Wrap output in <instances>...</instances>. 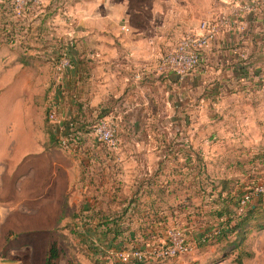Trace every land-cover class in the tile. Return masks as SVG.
<instances>
[{
	"label": "crops",
	"instance_id": "obj_1",
	"mask_svg": "<svg viewBox=\"0 0 264 264\" xmlns=\"http://www.w3.org/2000/svg\"><path fill=\"white\" fill-rule=\"evenodd\" d=\"M237 2L66 0L70 39L63 50L72 65L63 78L64 96L57 94L56 108L63 123L68 121L76 129L75 137L70 134L71 149L62 155L57 151L38 154L43 147L31 140L38 124H33L32 112L24 108L19 85L0 93V102L12 93L19 102L15 111L2 116L0 125L4 130L0 139V264H45L53 241L43 231L64 222L65 215L70 224H91L87 231L106 248H110L109 240L103 235L112 225L118 233L109 231L106 238L116 236L117 248H147L165 238L175 224L186 229L197 246L198 236L224 225L221 222L231 208V214L236 213V197L243 193L238 181L220 179V184L228 181L222 190L214 179L211 188L194 194V85L202 88V79L208 78L213 87L197 97L213 103L218 95L226 96L232 85H242L244 80L257 83L264 67V8L247 17L243 31L221 30L195 71L161 73L158 65L184 35L198 31L201 20ZM53 3L36 19L44 57L58 53L57 43H47L56 36L52 25L61 23ZM7 11V4H0V40L11 43L6 34L17 30L7 24L19 21L20 31L30 25L10 19ZM97 120L115 123V147L97 140L91 130ZM219 211H223L221 217ZM199 214L206 218L210 214L220 222L194 224ZM38 224L43 227L40 258L34 248L38 242L24 239V231ZM254 229L264 235V227L252 223L239 247ZM9 233L13 234L7 242L4 235ZM221 255L224 258L225 251L200 264H213Z\"/></svg>",
	"mask_w": 264,
	"mask_h": 264
},
{
	"label": "rangeland",
	"instance_id": "obj_2",
	"mask_svg": "<svg viewBox=\"0 0 264 264\" xmlns=\"http://www.w3.org/2000/svg\"><path fill=\"white\" fill-rule=\"evenodd\" d=\"M51 2H54L52 6L56 8L61 23L55 28L52 25L56 36L54 35V40H49L47 43H57L58 53L53 52L50 56L44 57L42 51L44 44H40L38 40L36 19L38 13L46 12L45 7ZM0 4H7L9 12L6 13H11L10 19L23 20V23L30 25V28L27 30L25 27L23 32L20 31L22 26L19 21L7 24L8 27H15L17 35L11 43L0 40V93L19 85L20 92L25 98L24 108L32 112L33 124H38V132L32 134L31 138L33 141H38L39 147H43L38 148V154L57 151L62 155L66 150L51 138L52 133L56 138L57 134L51 129L49 113L54 106L56 107L57 94L64 96L66 90L62 73L57 67V63L64 57L58 60L57 55L64 53L65 42L70 39L65 24L66 12H68L66 0H0ZM45 26L50 30V23ZM257 76L259 79L257 83L244 80L242 85H232L226 96L218 95L215 98L217 102L213 103L212 100L199 101L200 97H197L206 94L207 89L213 87V84L208 82V78L202 79L204 80L202 88L194 85V194L196 190L211 188L214 179L218 188L222 186L219 183L222 178L238 181L243 192L264 185V67ZM16 96L17 94L12 93L1 100V126L2 116L10 114V111H15L14 109L19 106ZM55 110L58 113L57 108ZM12 117L17 116L12 114ZM3 135L4 130H0V139ZM202 163L207 166V174L200 169ZM259 199L262 200L261 203L256 202ZM252 203H258L257 217L258 220L262 219L264 196L254 197ZM199 204L197 206L200 207L202 202ZM232 211L231 208L230 214ZM235 211L238 212L237 205ZM200 215L202 214L194 216V224L215 225L220 222L210 214L207 218ZM68 218L65 215L64 222L51 224L48 230L43 231L47 232L50 242L58 241L61 249L60 264H131V260L124 261V258L128 257H121L119 252L142 248L131 245L118 249L114 246L106 248L104 244H99L93 232L87 231L92 228L91 224H73V221L70 224ZM42 229L43 227L38 224V228H27L24 231L26 232L24 239L28 243L31 244L33 240L38 242L34 248L39 258L43 248ZM178 230L184 232L185 238L192 243L190 252L170 258L160 256L159 249L156 253L155 250L163 243L166 244L169 237L171 241L173 238L178 239ZM212 231L207 232V235H211ZM172 232L173 235L170 234ZM187 232L177 224L169 227L165 238L141 249L143 264H200L206 257L220 251L225 244V242L219 245L206 244L197 248L196 244L189 240ZM12 234L4 235L7 242L11 240ZM194 235L197 236V232ZM199 238L198 236L197 239ZM259 245L264 247V235L254 229L241 247L234 251L230 250L231 247L227 248L229 252H226V256L223 258L221 255L217 259L219 262L216 260L213 264H264V248L261 250ZM239 253L249 254V257L243 258L241 263H238L235 258Z\"/></svg>",
	"mask_w": 264,
	"mask_h": 264
},
{
	"label": "built area",
	"instance_id": "obj_3",
	"mask_svg": "<svg viewBox=\"0 0 264 264\" xmlns=\"http://www.w3.org/2000/svg\"><path fill=\"white\" fill-rule=\"evenodd\" d=\"M264 8V0H239L233 7L228 10L220 9L214 16L208 19H203L199 22L198 31L190 32L184 35L171 50L161 56L158 69L161 73H175L184 75L195 71L201 64L204 52L211 46L217 34L223 30L243 31L245 29L246 19L249 15H257ZM70 60L64 56L59 63L58 69L64 78L67 69L70 67ZM54 106L49 113V120L53 125L54 132L57 134L60 146L65 149H71L72 142L70 136L63 137L62 120L56 112ZM92 132L97 140L104 142L108 146L115 147L117 144L116 125L113 121L100 120L93 124ZM264 196V185L256 186L251 190L244 191L238 198L237 209L242 211L251 205L254 197ZM178 233V239L169 237L166 244L163 243L155 250L162 257H174L178 254L188 253L192 248L186 238L184 232ZM173 235L174 233H170ZM203 241V238L200 239ZM195 245V243H194ZM141 250L133 249L130 252L121 250V257L124 261L132 259L142 260Z\"/></svg>",
	"mask_w": 264,
	"mask_h": 264
},
{
	"label": "trees",
	"instance_id": "obj_4",
	"mask_svg": "<svg viewBox=\"0 0 264 264\" xmlns=\"http://www.w3.org/2000/svg\"><path fill=\"white\" fill-rule=\"evenodd\" d=\"M16 35L17 34L15 32L8 31L7 34H6V37H7L8 40L12 41L13 39L16 38ZM62 56L68 57L69 60H70L71 65H72L71 57L66 51H64V53L58 54L57 55V59L59 60ZM99 121L100 120L95 121L94 124L98 123ZM50 125H51V129L54 131L53 125L52 124H50ZM91 130H92V127H91ZM75 132H76V129L74 130L73 126L70 125V122L64 121V123H63V121H62L61 135L63 137H69L71 133L75 137V134H74ZM51 138H53V140H56L57 143L59 144L58 137L56 138L53 135V133L51 135ZM203 164H205V163H202V165ZM200 169L202 171H205V166L204 165L201 166ZM227 183H228V181H225V180L221 182L222 190L223 189H227ZM239 197H240V195L238 197H236V203H238V198ZM256 202L261 203L262 200L259 199ZM258 203H252L247 208L243 209L242 211H238V212H236L233 215H231V214L226 215L225 220H223L221 222V224H224V225L221 226V227H218L216 229V231L213 232L211 235H207L205 233L202 234L201 238H203V241H200V239H201L200 238L198 240L199 242H198L197 246L198 247H202L203 245L214 244V243L219 245L222 242H225L224 246H222L220 251H223V252L225 251V253L229 252V251L226 250L229 247H231V249H230L231 251H234L236 248L239 247V245H240L239 243H240L241 239L244 238L246 230L248 229L250 224L253 223V224H257L259 227H264V217H262V219H260V220H258V217H257V214L259 213V211H258V208H259L258 207ZM222 215H223V211H219L218 212V216L221 217ZM108 229L109 230H107V233H109V231H113L115 233H118V230L113 228V225L110 226V228H108ZM107 233H105L103 235V237L105 239L109 240L108 246L110 248L112 246L116 247L117 246V244H115L116 236H108V238H106V236H107L106 234ZM232 235L235 236V239L231 240ZM141 249H139V250H141ZM60 255H61V249L59 247V243H58V241H53L51 243V245H50L49 250H48V254H47V257H46L45 264H57L58 263V258L60 257ZM245 257H249V254L245 253V254L242 255V253H239L237 255V257L235 258V261L238 262V263H241L242 259L245 258ZM130 263L131 264H143V261L134 258V259L131 260Z\"/></svg>",
	"mask_w": 264,
	"mask_h": 264
}]
</instances>
